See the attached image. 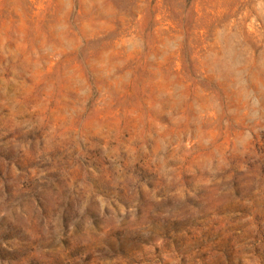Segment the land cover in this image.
I'll return each instance as SVG.
<instances>
[{
	"label": "rangeland",
	"instance_id": "374dc122",
	"mask_svg": "<svg viewBox=\"0 0 264 264\" xmlns=\"http://www.w3.org/2000/svg\"><path fill=\"white\" fill-rule=\"evenodd\" d=\"M0 264H264V0H0Z\"/></svg>",
	"mask_w": 264,
	"mask_h": 264
}]
</instances>
